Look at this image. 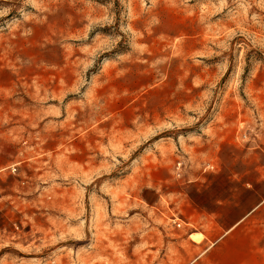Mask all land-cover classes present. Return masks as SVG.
<instances>
[{"label": "rangeland", "instance_id": "obj_1", "mask_svg": "<svg viewBox=\"0 0 264 264\" xmlns=\"http://www.w3.org/2000/svg\"><path fill=\"white\" fill-rule=\"evenodd\" d=\"M0 264H264V0H0Z\"/></svg>", "mask_w": 264, "mask_h": 264}, {"label": "bare ground", "instance_id": "obj_2", "mask_svg": "<svg viewBox=\"0 0 264 264\" xmlns=\"http://www.w3.org/2000/svg\"><path fill=\"white\" fill-rule=\"evenodd\" d=\"M197 233H193V234H191L190 236H189V238L191 239V241L193 242V243H195V244H200V238L198 239L197 238ZM211 245H213V243L211 244ZM211 248V247H210ZM205 252V251H204ZM204 252L200 255V256H202L203 254H204Z\"/></svg>", "mask_w": 264, "mask_h": 264}, {"label": "built area", "instance_id": "obj_3", "mask_svg": "<svg viewBox=\"0 0 264 264\" xmlns=\"http://www.w3.org/2000/svg\"><path fill=\"white\" fill-rule=\"evenodd\" d=\"M177 227H180V225H177Z\"/></svg>", "mask_w": 264, "mask_h": 264}, {"label": "crops", "instance_id": "obj_4", "mask_svg": "<svg viewBox=\"0 0 264 264\" xmlns=\"http://www.w3.org/2000/svg\"><path fill=\"white\" fill-rule=\"evenodd\" d=\"M191 234L188 235V237L190 236Z\"/></svg>", "mask_w": 264, "mask_h": 264}]
</instances>
